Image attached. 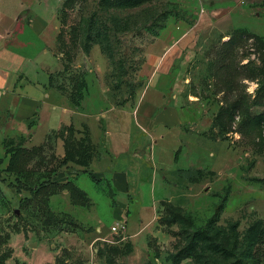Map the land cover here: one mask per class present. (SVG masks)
I'll return each mask as SVG.
<instances>
[{"label":"rangeland","instance_id":"obj_1","mask_svg":"<svg viewBox=\"0 0 264 264\" xmlns=\"http://www.w3.org/2000/svg\"><path fill=\"white\" fill-rule=\"evenodd\" d=\"M32 5L46 27L17 81L72 110L59 129L0 113V264H264V0ZM171 67L184 122L139 136L119 194L115 134Z\"/></svg>","mask_w":264,"mask_h":264},{"label":"crops","instance_id":"obj_2","mask_svg":"<svg viewBox=\"0 0 264 264\" xmlns=\"http://www.w3.org/2000/svg\"><path fill=\"white\" fill-rule=\"evenodd\" d=\"M34 1L0 0V113L14 106L13 117L17 122L26 125L34 116H39V122H43L48 116L51 128L59 129L71 112V107L58 103L50 108L54 99L49 87L33 83L21 86V82L17 81L19 74L25 71L28 57L25 50L39 48L32 40L38 38L46 27L44 18L32 5ZM172 48L169 47V52ZM151 64L155 66L156 60ZM160 78L138 101L132 111L133 116H129L125 122L124 132L115 134L123 135L129 145L123 152H117L115 159L116 162L120 156H124L126 167L125 171L117 170L113 174L119 194L138 192L144 150L131 149L133 145L140 147L139 136L144 134L155 139L167 129L184 122L185 111L177 100L178 94L173 93L178 78L174 76V68L163 72ZM163 80L166 83H162ZM61 108H64V112ZM121 209L122 206H119L118 212L115 211L117 216L123 215Z\"/></svg>","mask_w":264,"mask_h":264},{"label":"trees","instance_id":"obj_3","mask_svg":"<svg viewBox=\"0 0 264 264\" xmlns=\"http://www.w3.org/2000/svg\"><path fill=\"white\" fill-rule=\"evenodd\" d=\"M253 227H250L249 228V230H248V232H247V234H246V242H247V249H250V245L251 244H254L255 243V241H257L256 239H255V233L253 232ZM219 250H221V248L220 249H214V252H218ZM223 256H225V252L223 251ZM202 255H203V253H202ZM206 255V254H205ZM204 255V256H205ZM201 264H210V262L208 263V261H203Z\"/></svg>","mask_w":264,"mask_h":264},{"label":"built area","instance_id":"obj_4","mask_svg":"<svg viewBox=\"0 0 264 264\" xmlns=\"http://www.w3.org/2000/svg\"><path fill=\"white\" fill-rule=\"evenodd\" d=\"M112 230L114 231V232H116V233H118L119 232V229H118V227L117 226H113L112 227ZM124 239V238H123Z\"/></svg>","mask_w":264,"mask_h":264}]
</instances>
